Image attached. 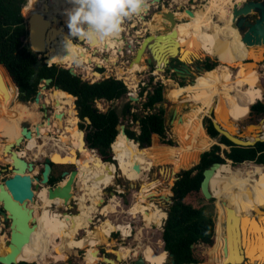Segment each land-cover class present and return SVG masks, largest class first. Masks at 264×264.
Listing matches in <instances>:
<instances>
[{
	"label": "trees",
	"instance_id": "1",
	"mask_svg": "<svg viewBox=\"0 0 264 264\" xmlns=\"http://www.w3.org/2000/svg\"><path fill=\"white\" fill-rule=\"evenodd\" d=\"M37 1L38 0H0V64L4 66L7 74L4 73L1 68L0 72L2 74V79L6 84V90L10 95L15 93L19 99L22 98L24 101L32 100L39 89L41 80L51 78L50 83L46 87H55L66 90L76 96L75 100L72 96L70 97L76 104V109L80 118L78 127L85 133V145L81 138L80 148L81 150L84 149L82 152L91 151V157L95 162H114L110 154V149L113 147L112 143H114L119 136H128L130 139L138 141V145L144 150V154L148 161L153 164L175 163L176 170L178 171L181 169L177 173V179L171 187L173 194L171 195V202L166 211L167 216L164 219L162 226L161 238L163 240V249L154 247V251L160 252L158 260L163 257V250H166L168 253L173 254L175 260L174 264H185L189 262H219L215 264H227L226 262H229V264H241L243 261H241L240 253L237 251V248L231 253V257L234 256L237 261H229V259H227L226 262H221L222 247L225 242V230L222 215L225 217L224 205L231 208L229 203L224 198L216 200L217 219L215 222V218L206 211L205 205H195L188 202L186 198L192 193L199 192L202 195L200 183L203 178V169L208 167L212 162L226 163V159H228L231 160L233 165L244 161L264 164V141H258L250 146L235 145L225 136L218 135V132L212 125L211 119L207 118L206 120L208 121V124L205 126L207 134L210 137L218 136V142L210 146L212 143L206 134L203 131L198 132L201 126L200 124L194 131L195 125L198 122V116L192 114L191 110L198 109L202 113L209 114L215 99L216 103L219 100V95L215 93L214 86L209 87L211 91L202 89L193 91L192 89H188L192 93L179 96L176 93V89L178 88L176 85L167 90V99L170 102L177 104L188 103L190 109L188 113L178 116L173 123L175 125L173 135L177 139V144L175 145L170 139L166 140L164 137L163 122L164 107L161 104L164 98V85L160 81H156L153 84V91L148 92L146 101L142 104L143 110L149 108L152 111L138 114L131 111L132 104L129 100L124 103L122 107V115H130L133 122L138 121L139 132H136L130 126H126L123 132L119 129L120 116L115 107L109 106L106 110H100L95 104L96 100L102 99L106 102H111L125 95L127 87L121 79H117L110 75L93 82L83 80L79 74L72 75L68 68L55 64L57 63V60L52 50L40 53L32 51L29 47L26 39L28 37L26 17L30 15L32 8L37 6ZM235 2L241 3L238 0ZM36 12H39L38 7H36L33 13ZM35 18L41 17H33V25L35 24ZM45 24L46 22L43 21L41 25L43 26ZM165 28L166 32L164 33L169 34V40L177 41L178 38H180V27L173 22L167 23ZM193 32L201 33L203 36H209L206 40V44L210 47L211 52H219V49L216 48L217 42L213 38V30L206 28L201 29L200 25H196L193 28ZM34 37L39 44L40 39L37 34L36 36L34 35ZM159 42V45L164 42V46L161 47L162 51L158 52L160 53L158 65L164 66L169 54L167 55L163 50L168 46L165 40H163V42L160 40ZM241 43L240 35L235 43L237 51L240 49ZM39 47L41 50L46 49V45ZM244 48L245 45H243L242 54ZM32 49H34L33 46ZM251 50L252 53L249 48H246L247 52L243 58L249 55L253 58L254 54L257 55L261 52L258 48ZM195 51L196 50L194 49L191 50V52ZM224 53L229 52L228 50H224ZM39 54L40 57H38ZM43 54L45 55L46 62L43 61ZM144 56L145 54L143 53L140 60ZM255 59L258 60L259 56L255 57ZM38 60L40 61V65L38 69L35 70L34 64ZM172 60L177 64L181 62L178 58H173ZM198 63H201V67L204 70L212 71L218 62L217 60L205 58L203 61H198ZM177 64L173 66H177ZM136 65L137 66L134 65L131 67V72L133 74L134 70L141 69L142 67L145 68L139 63V61ZM95 69L99 72L103 71V68L101 67H96ZM172 74H175V72H172ZM91 76L96 77L100 76V74L91 72ZM152 80L153 78L151 76L149 81L150 84L152 83ZM182 84L183 83H181V85ZM243 91H232L228 87L223 88L224 93L229 92L236 96L241 95ZM0 92L3 94L1 89ZM214 95L217 96L214 97ZM223 96L225 98L226 94H223ZM4 99L7 103L11 100L7 93ZM2 107L0 108V115L5 113L8 109L4 103ZM177 111L178 110H176V113ZM250 111L257 113L264 112V103L257 100L250 105ZM13 114L17 122L24 118H28L22 109L14 110ZM85 117H88L90 123L86 122ZM48 132H50V129L45 130V134H48ZM76 140L77 139H73L74 144ZM181 144L183 146L181 150L186 151L179 153L177 152V149L181 147ZM220 144H225L228 146V149H221ZM209 146L210 148L208 150H204ZM93 149L99 152L102 158ZM201 150L204 151L201 152ZM220 151H223L224 157L221 156ZM80 163L81 161L77 162V168ZM227 166L228 163L222 167L221 172H223ZM58 179L59 178L51 174L49 183L53 184ZM70 195H72L71 191H69V196ZM222 201L225 203H222ZM147 202L155 205L150 200H147ZM29 206L34 209L35 216L34 203L29 202ZM234 211L237 212L236 210ZM245 223L248 225L247 221H245ZM87 228L88 230H91L93 227H91L90 224H87ZM95 229L105 232L109 227L107 225H102L95 226ZM92 232L90 235H87L86 233L85 238L82 237V239L78 241L80 244L79 246L84 248L88 247L89 244L93 246L101 244H105V246L110 245L111 242L108 239V235L106 236L100 233L98 238L105 237L102 238L103 240L97 241L96 239L93 240ZM233 241L234 240L231 239L230 245H232ZM76 242L77 240L74 243ZM252 242H255V236L253 237ZM198 244L209 246V251L206 253L197 251L196 246ZM260 247V245L256 246L254 251ZM38 250L39 247L36 248L30 244L27 247V251L23 253L31 262L22 263L36 264L32 261L35 257L31 254L36 253Z\"/></svg>",
	"mask_w": 264,
	"mask_h": 264
},
{
	"label": "rangeland",
	"instance_id": "2",
	"mask_svg": "<svg viewBox=\"0 0 264 264\" xmlns=\"http://www.w3.org/2000/svg\"><path fill=\"white\" fill-rule=\"evenodd\" d=\"M42 1H44L46 3L48 0H42ZM235 1L236 0H234V2H232L228 6V8H226L224 10L223 17L220 18V20H217L218 22L216 25L214 23H212V24L209 23L207 26H202L199 24L201 26V29L206 28V29L213 30V38L216 42H218V40L222 39V43L224 45L223 50H222L223 55L221 53L211 52L210 47L205 43V41L208 38L205 39V36H203L201 33H194L193 32L190 35V37L188 35H184V34H188L187 29H186V24L190 23L191 19L193 20L192 17L195 15L196 10L197 9L205 10L206 7H204V5L210 6L212 3H214V0H177V1L176 0H159V1L158 0H148V6H147V10L145 12H143L139 15H133L131 18H126L124 20V22H123L124 28L122 30V34L120 33L117 37L108 38L105 41L103 40L100 42H102V43L108 42L112 46H115L116 48L120 49L121 42H122V41L120 42L121 36L122 35H128L129 37H132L133 42L135 43V46L137 48L139 46V44L141 43L142 39L146 35H148L149 33H157V28H159V26H156V23L159 24V22L161 21V27H163V26L166 27L167 23L173 22L175 25L180 27V30H181L180 38H178V40H177V44H178L179 48L180 47L187 48L191 44H194L196 47L198 45V48L194 49V50H196L195 52H191V51L189 52L190 56H188V58L189 57H191V58L201 57L202 60H204L205 58H209L210 60H217L218 63L216 64V67L212 71L204 70L202 72V71H199L198 69H196V67H195V66H200L201 63H198V61H200V59H195L190 64V68L192 67L193 72L197 73L198 76L196 77L195 74L193 73L190 75V77H187V79H182L176 73L172 74L171 70L170 69L168 70V68H166V67H165V70L162 71L163 66L158 65V63H156L155 67H153V65H154L153 63H150L149 67H146L145 64H142L146 68V71L143 73V74H145L146 78H148L149 76H152V78L154 77L153 80H156V81L160 80L163 83V85H164V97L166 99H167V90L169 88L173 87L174 85L178 86V88L176 89L177 95L186 94L188 92L187 89H192L193 91H198V90L213 87V86L215 88L216 84H215V78L213 76V72L216 70L217 66L221 63L228 65V67L231 70V73H233V75H235V71L242 64H246L247 67H248V65H252L254 67V69H258L259 71H261V73L262 72L264 73V68H263L264 53L261 57H259L258 60L253 59L250 55L245 57V59H244L239 54L240 49L238 51L235 50L236 49L235 43L240 36L239 31L235 27L232 26L233 21H232L231 8H232L233 4L236 3ZM238 1H241V0H238ZM236 4H241V3H236ZM36 7L37 6L32 8L30 15L33 13V11L36 9ZM69 7H70V5L67 3L65 4L64 0L60 1L59 7H58L59 13L61 14L59 16L60 19H63L62 14H65V9H67ZM160 8L164 9L165 12H167V9H172V10H174V14L170 15V17H167L169 15V14H167V16H163V18H162L160 14H158V13L155 14L156 10H158ZM184 10H191V12L188 13ZM30 15H28L26 18H28ZM214 19L216 20L217 17L214 16ZM148 21H149V24L146 23ZM151 21L153 22L154 25L151 24L152 23ZM59 22H61L62 24L65 23L63 20H60ZM230 28L232 29V31H230ZM32 31H33V36L36 35V31L34 30V25H33ZM34 38L35 37L32 38V45L34 47V50H37V51L41 50L39 46H44L45 43L43 41H40V43L38 44V41H36ZM116 39L118 41H116ZM71 40H72L71 43L74 44V46L72 44H70L69 48L59 49L58 47L57 48L53 47V49L52 48H46V49H43L39 52L43 53L45 51L52 50L53 53L55 52L56 55L58 56V58L61 60L60 62L57 61V65H60V66H68L69 63L71 62V59H73V58L76 59L75 54L80 49H82V51L78 53L79 56L88 58L89 55H87L86 52L90 53L91 50L85 48L86 43L84 41L79 40V38H77V37L76 38L73 37ZM138 42H140V43H138ZM225 44H227V45H225ZM151 47H152V45H151ZM232 47H234L235 49L231 50L230 48H232ZM224 50L225 51L228 50L229 53H224ZM172 55H176V54L172 53ZM234 55H235V57L232 58V56H234ZM97 56H98V54H97ZM147 56H149V54H147ZM38 57H40V54L38 55ZM236 57H237V59H236ZM173 58L177 59V57H171L170 58L169 63L172 66L176 65V62L172 60ZM185 58H186V60H188L187 56ZM114 60H116V56H115ZM114 60L108 61L107 64H114L116 62ZM246 61H249L250 63H248ZM137 63H138V61H133L132 63L129 62L128 67H129V65L130 66H134V65L137 66L136 65ZM84 64L78 63L77 61H75L74 63H71L72 66L76 67L77 71L81 70L80 73L83 72V74L85 76L89 77V74H90L89 78H91V77L97 78V77L91 76V72H92V71H90L91 69L84 71V68H83ZM152 67H153V69L151 70ZM125 74H127V77H129L128 75H130V76L133 75V73L129 69H127L125 71ZM146 74H149V75L146 76ZM98 79H101V77H99ZM98 79H96V80H98ZM194 79H195V81L191 82ZM86 80H88V78ZM181 83H183V84L181 85ZM44 84H45V82L42 79L40 84H39V89H38L39 94H38V100L37 101L32 99V100L24 101V103L31 104V106L34 105L33 103H36L38 105L36 108V112L38 113V117H39L38 119L40 121H42L38 131L45 134V130L50 129V132H48V135L52 136L53 138H58L59 130H61V129L56 131V129L52 125H50L49 120L45 119V117H46V115L51 116V114L54 111L53 105H55L56 102L61 101V99H59V97H58V89H55L54 87H43ZM260 84H261L262 88L264 89V75H262L260 78ZM215 92H216V88H215ZM48 94H49V96H48ZM217 95H219V97L223 96V94L220 92L217 93ZM217 95H214V96L216 97ZM60 96L65 101L70 100L69 97L63 96L62 93L60 94ZM51 98H54L52 100V102L50 101ZM127 100H128V96H127V94H125L121 98H119L115 101H111V102L98 100V101H96V106L100 110H105L109 106L115 107V109L117 110V112L120 116V124H123L124 128L126 126H130L132 129L137 130V127H138L137 122H132L130 115H122V107ZM222 100H223V97L217 102V106L220 104V102ZM258 100L264 103V95H263L262 99H258ZM24 103H21V101H17V98L15 99L12 97L6 106L9 109H12L14 107V110H21ZM41 103L46 104V110H44L42 108ZM59 103L60 102H58V107H59ZM131 104H132V111H134L138 114L144 113L142 105H141L142 102H140V100L133 101ZM161 104L164 107L163 122H164V117H165V123H164V135L165 136L164 137L166 140L167 139L172 140L173 143L176 145L177 139L173 135L174 126H175L173 123H174L175 119L178 118V116H181L183 114L188 113L190 106L188 103L177 104V103H172L170 101L168 104L166 102H163ZM58 107H57V109H58ZM176 110H178L177 113H176ZM191 112H192V114H196L198 116V122L195 125L194 131H195V129H197V126L200 124L201 126H200L198 132L203 131L206 134V136L208 137V139L212 143V144H210V146L213 145L214 142H218L217 141L218 136L217 137H210L206 132L205 126L208 124V121L206 119L207 118L210 119V116H208L209 114L202 113L198 109H193V110H191ZM212 113H213V118L216 119L219 124L224 122L226 125L233 126V124L235 123L233 120H224V119L220 120L216 110H213ZM7 114L8 113H4L3 116H5ZM70 114H71V109L68 108L64 114L65 118L67 116H69ZM52 116H53L54 120L60 122V119L56 118L54 116V114H52ZM261 116H263V115L251 113L249 110L248 116L246 118H244L243 120L237 122L236 123L237 125L235 124L234 134H237L239 137L246 138L248 136L247 134H249L248 133V127L257 125L258 120L260 119ZM6 117H8V115ZM65 121H66V119H65ZM15 123H19V122H16V120H15ZM19 125L20 126H19V131H18L17 136H19L21 134L22 126H26L29 129H31L33 127L34 123L30 119L24 118L20 122ZM75 125H76V120L73 119V125H71V129L73 127H75ZM74 130H75V128H74ZM66 131L67 130L65 129L64 132H66ZM8 139H9V137L6 135L5 131L2 130V133H0V142H2V143L9 142ZM26 141H27L26 139L23 140L20 143V145H18V147H14L13 149L18 150V151H23L24 152V154H23L24 158L29 160V161H32L34 163V169L37 168L39 173H32V172L31 173L34 177H36L37 181H39L40 172L42 170V165L44 162V157L46 155H48L54 149L53 148L54 146L52 144L53 141H52V139L48 140L47 144H45L44 148L46 149V154H38L37 153L38 155L34 154L31 150L26 149V146H27ZM37 142L39 144H43L44 140L42 137L37 138ZM214 144H216V143H214ZM210 146L204 150H208L210 148ZM220 146H221V149H228V146H226L225 144H220ZM182 147L183 146L181 144V147H179L177 149V152L186 151V150H181ZM2 150H3V147L1 146V143H0V151H2ZM83 150L84 149L81 150L80 147L77 149L78 152H82ZM204 150H201V152H203ZM29 152H30V154H29ZM96 153L101 157L99 152L96 151ZM110 154H111V158L113 159V157H114V159H115V160L113 159L114 160L113 163L115 164V167L112 166V168H113L112 172H113V176L115 178L111 184L99 185L98 187L94 186V188H98L101 190L104 189L103 194H101L99 196L97 195V193H98L97 190L93 189V186H92L93 182L92 181L97 180V183L100 184L101 183L100 179L105 178L104 173H102V172H105V170L107 168V166H105V164L101 165L99 167V169H97L96 172H99L98 174L93 173L91 175H88L90 173L89 170L93 169V171H94V169H95L94 166H92V164H87L86 166L82 167V165H81L83 162L82 158L79 160V161H81V163H80L81 166L79 165L78 168L74 164H71V163H69V164H57L56 163L53 165L52 174L59 179L56 182H54L53 184H51V186H54V185L59 183L60 187L58 190H60L62 188V186H64V184H66V181L68 180V175L63 176L62 175L63 172H65V171L69 172L70 170L76 168V172L78 171V173H77V175L75 174L76 176L74 175L72 184L70 185V188L68 189V193H67V196L70 200L69 201L70 206L68 205L67 208L66 207L58 208L59 210L66 211L65 217L62 218L61 222H60V226L62 225L63 227L62 228L60 227L59 231H57L55 233V235L57 237L63 239V244L54 248L56 246L55 241H54L55 237L53 236L54 234H49L48 240L45 241L44 243H42L41 247L39 248V250L41 251V250H43V247L49 246L48 249H49L50 253L58 252V251H64L67 253L68 249H71V252L68 254L67 259L61 260V261L59 260V262H53V261H51L52 259L49 258L47 261L48 264H55V263H60V262H65V264H93V263H98V264H131L133 259H136L139 256L144 257L147 254V251L150 247H148V248L146 247L147 249H145V251L143 252L144 253L143 255L138 253V254H136V256L131 255L130 257L122 259L121 258V250H120L121 245H124V246L128 245L132 248H135L138 245L139 241H141L142 244H151L152 245L150 250L148 251L149 255H152L154 253V247H156V248L159 247V249H163V240L161 238L162 229H163L162 226H163V222L165 219V218L163 219V217L166 215V211L169 207L170 200H171V194L169 196H167L168 199H166L165 195H167L166 193H167L168 189H170V191H171V187L173 185L172 183H174V181H175L173 179L172 180L173 182H171V183L168 182V180L172 176V173H171L172 164H165V165H167L166 168H168V170H170L168 175L161 174L159 168L164 167V166L158 165L154 168H144L143 169L144 174H146L144 176V178H150V180H147L144 182H143V180H137L135 182H131L123 176V170L130 169V167H128V168L125 167L123 163H120L115 158V151H114L113 147L110 149ZM220 154H221V156L224 157L223 151H220ZM88 156L91 157V155H88ZM85 158H88V157L86 156ZM198 161H199V159H198ZM226 163L231 164L232 166L236 167V166H240L241 164L251 166V164H253L254 162L244 161L242 163L233 165L230 162V160L226 159ZM4 164H6V163L2 159H0V168L3 167ZM150 169H151V171H149ZM180 170L181 169H179L175 173L174 178L177 177V173ZM10 173H11V171H6L3 173V176L8 175ZM81 173H83L85 176L83 182H82V176L80 175ZM74 181H75V183H80L83 187L82 188L83 190L81 189L76 193L75 190L77 191V185L76 186L74 185V190H73L74 194L70 195L71 197L74 196V198H71L69 196V191L71 190V193H72L71 186L73 185ZM160 183H162V185H160ZM155 185H159L156 188L158 192L157 193L156 192L155 193L150 192L149 190H151L152 187H154ZM219 189L222 190V193L224 195L226 193V189H228V187L219 185ZM112 192H113V194H111ZM78 193L80 195H77ZM137 193L139 195L145 196L146 199L152 201L161 210L160 212L154 214V216L159 218V219H157L156 224H153L150 227H144L143 228V226L146 223L145 216L142 215L141 217L134 219L133 216H131L127 211L129 209V206H131L132 203H135V199L138 198V197H136ZM171 193H172V191H171ZM75 195H76V197H75ZM47 196H48V194H47ZM112 196L116 197V199L119 202V205L117 206V211L109 213L108 215L101 214L100 213L101 208L104 205L108 204L110 200H112ZM213 197L210 199H204L203 196L198 192V193L190 194L189 196H187L186 200L188 202L195 204V205H198V204L205 205L206 211L208 213H210L215 218V222H216V219H217L216 200H219V199L215 196H213ZM35 200L37 203V204L36 203L35 204L39 208L41 206L42 202L37 196H35ZM50 200L52 202L51 203L52 204L51 209H56L57 207H56V204H54L55 203L53 201L54 199H50ZM58 200L59 199L56 198V201H58ZM78 200H79L81 206L83 207V209H87L88 211L91 209L89 211L91 213V217L95 216V218L93 220V224H91V226L107 225L110 229V234L113 232V234L111 235V239H113V240H110V238L108 237V239L111 242L110 245L105 246V244H101L98 246H93V245L89 244L88 247L82 248L81 246H79V247L75 246L74 245L75 243L72 244V241L75 242L76 240L84 237L87 233V224H88L87 222L88 221H85L83 218V219H80L81 221H79L78 224H76L77 222H75V220H77V218L75 217V214L74 213L70 214L72 212L77 211ZM251 211H253V210H251ZM67 213H69L70 215H67ZM36 214H37V210H36ZM62 216H64V214ZM70 216H73V220H71L72 218ZM36 217H37V215H36ZM222 218L224 221V215H222ZM107 219H108L109 223H106ZM102 220H104V221H102ZM30 221H32L31 225L37 224V221L35 220V218L33 220H30ZM101 221H102V223H100ZM125 222H130L131 226L133 227V229H131L130 235L125 236L126 238L124 236H122L123 232L119 233L118 231H120V230H117V226L119 224H123ZM96 224H99V225H96ZM247 224H249V222H247ZM136 227H142V230L137 232ZM69 230H71V231H69ZM0 234L4 235V238H5L4 240H2L0 238V252H2L3 249L5 248V240H6V238H8V235H9L8 224L3 223L2 219H0ZM139 234H142V235H139ZM196 247H197V251H199V252H206L209 249V247L207 245H204V244L197 245ZM65 249H67V250H65ZM112 249H115V250L113 251ZM39 250L37 251V253L39 252ZM21 251L26 252L27 248H23ZM118 256H119V258H118ZM117 258L121 259V260H118ZM35 263L39 264L37 262H35ZM47 263H45V264H47ZM164 264H170V263L166 262Z\"/></svg>",
	"mask_w": 264,
	"mask_h": 264
},
{
	"label": "bare ground",
	"instance_id": "3",
	"mask_svg": "<svg viewBox=\"0 0 264 264\" xmlns=\"http://www.w3.org/2000/svg\"><path fill=\"white\" fill-rule=\"evenodd\" d=\"M64 1H65V4L67 3L70 5V7H72V5L69 3V0H64ZM241 1L243 2L244 0H241ZM232 2H234V0H214V3H212L210 6L204 5V7H206L205 10L197 9L195 12V15L192 17L193 20L191 21V23L186 24V29H187L188 34H184V35H188L190 37V35L192 34L190 29H193L196 25H199V24L202 26H207L209 23L210 24L214 23L216 25L218 22L217 20H220V18L223 17L224 10L226 8H228V6ZM37 7L39 9V12L41 14H43V17L35 18V20H34V23H35L34 24V30L36 31V34L39 37L40 41H43L45 43L46 48H52V49H53V47H56V48L58 47L59 49L68 48L66 46V41L68 38L72 39V37L69 36V29H68L67 23H66V21H67L66 15L62 14L63 19L59 18V16L61 14L59 13L57 0H48L46 3L42 0H38ZM214 16L217 17L216 20L214 19ZM42 20L46 22V24L43 26L41 25L43 22ZM60 20H63L65 23L62 24L61 22H59ZM230 31H232L231 28H230ZM239 34H240V32H239ZM123 38L124 37L122 35L120 38V42L122 41L121 47L124 44ZM34 39L36 40V38H34ZM79 40L84 41L86 43L85 48L91 50L90 53L85 51L87 53V55H89L90 58L79 56L78 53L82 51V49H80L75 54L76 59L75 58L71 59V62L69 63L68 66H72L71 63H74L75 61H77L78 63H81V64L86 63V65L84 64L85 66L83 67L84 71L89 69V67H90L89 65H91L90 63H94L96 65L100 64V62L107 64L109 59H112L113 55L116 56L115 53L117 52V50H119V48L112 46L108 42L102 43L100 41H97V43H95V42H89L87 39H79ZM116 41H118V40L116 39ZM159 41L160 40H158L157 43L152 44L154 50L157 51V53L159 52L161 47L164 46V44H163L164 42L161 45H159L160 44ZM70 44H72V43H70ZM72 45L74 46V44H72ZM225 45H227V44H225ZM103 47H106L107 53L104 55L105 60L101 61L100 57L97 56L95 54V52H98ZM223 47H224V45L222 43V39L218 40L216 48L219 49L218 53H221L222 55H223V52H222ZM234 47H232L230 49L234 50L235 49ZM242 47H243V42L240 45V50L242 49ZM197 48H198V45L196 47L194 44H191L187 48L180 47L179 48L180 53H181L180 57L182 56V53H184V50H185V54L182 56L181 59L185 60L186 56H187V59L191 58V57L188 58V56H190L189 52L191 50L197 49ZM259 48L262 51L259 52L257 55L254 54L253 59H255V57H257V56H259V57L262 56V54L264 52V46H260ZM246 52L247 51H246V46H245V48L243 50L242 57L246 54ZM235 55L232 58H234ZM54 56H55L57 61H59V62L61 61L55 52H54ZM172 56H174V55H172ZM158 62H159V60H158ZM248 63H250V62H248ZM107 65H109V64H107ZM248 66H249V68H251V70L247 67L246 64H242L235 71V75H233V73H231V70L229 69L228 65L221 63L217 66L216 70L213 72V76L215 78V84H216L215 85V88H216L215 93L217 94L220 92L222 94H226V96H225V98H224V96H222L223 100L220 102V104L218 106L216 104V101L213 102L211 112L213 110H216L220 120H222V119L233 120L235 122L233 124V126L226 125L224 122L221 124L218 123L220 125V127L228 130L232 134H234V131H235V124L248 116V113L250 110V108H249V92H248V89H244V91L242 92L241 95L236 96V95H233L229 92L224 93L223 88L229 87L230 90H232V91L242 90L243 85H244L243 79L245 77H250V78L255 77L256 78L258 76L261 77L262 75H264L260 71H258V69H254V67L252 65H248ZM131 67L132 66L129 65V67H127V68L129 70H131ZM252 69H254V71H252ZM128 76L130 77V79L133 80L134 74L131 76L130 75H128ZM86 77L89 78L90 74H89V77L88 76H86ZM96 77L99 78V76H96ZM258 84L260 86V90L264 91L261 84L259 82H258ZM202 90L211 91L210 88H204ZM187 91L188 92L186 94L192 93L188 89H187ZM60 92L62 93L63 96L69 97L70 100L65 101L64 99H62L60 96V94H61ZM6 93L10 99L13 97L15 99L17 98V101H21V99H19L15 93H12V95H10V93L8 91H6ZM183 95H185V94H182L179 96H183ZM1 96L4 97L3 94L0 92V108L2 107L3 103L5 106L7 105L6 100L4 99L6 96L4 98H2ZM48 96H49V94H48ZM70 96L71 95H69L68 93L58 89V97H59V99H61V101H58V102H60L59 107H58V102H56V104L53 105L54 111L52 114H55L56 112H62L63 116H62V118H59L60 122L54 120L52 114H51V116H49V119H48L50 122V125H52L56 129V131L61 129V130H59L58 138H53L52 136H49L48 134H44V133H41L38 131L42 121H40L38 119L39 118L38 113L36 112V108L38 105L36 103H33L34 106H36V108L34 106H31V104H28V103L23 104L22 110L26 113L28 118L31 121H33V123H34L33 127L30 129L32 131L31 135L29 138H27L28 140L26 139L27 140L26 141L27 142L26 149L31 150L34 154H37V153L38 154H46V149L44 148V146H45V144H47L48 140L52 139V141H53L52 144L54 146L53 147L54 149L46 156L50 157L57 164H69V163H71V164H74L76 166L77 162L82 158V160L84 162V163L82 162V164H81L82 167L86 166L89 163H93V166H94L95 170L97 171V169H99V167L101 165H103V162L102 161L95 162L92 157H89L88 155L92 154L91 151H84V152H78L77 151V149L81 145L80 139L82 138V132L80 131V128L77 126L78 123H77V117H76V110H75V106H74L75 102L70 98ZM53 99L54 98L50 99V101L52 102ZM73 99L75 100L74 97H73ZM21 102H23V101H21ZM57 107H58V109H57ZM68 108L71 109V114L65 118L64 114ZM6 112H8V114H7L8 117H6L7 115H5V116L0 115V133H2V130L5 131L6 135L9 137V139H8L9 142H13L16 138H18L22 135V134H20L19 136H17L18 131H19V126H20L19 124L23 119L20 120L19 123H15L16 119H15L14 114H13L14 113V107L12 109L8 108ZM238 115H240V117H238ZM65 119H66V121H65ZM73 119L76 120V125H75V127H73L71 129V125H73ZM215 121L217 122L216 119H215ZM74 128H75V130H74ZM65 129L67 130L66 132H64ZM248 133L249 134H247L248 135L247 137L250 139H253V136L256 134H259L261 137H264V120L260 124H258L257 127L256 126L248 127ZM41 137L44 140L43 144H39L37 142V138H41ZM73 139H77L75 144H74ZM0 143H1V146L3 147V150L0 151V159H2L5 163H11L12 160H11L10 152H6V154L4 153L5 144L8 142H6V143L0 142ZM112 145H113V149L115 151V158L120 163H123L125 167H127V168L130 167V169L123 170V176L131 182H135L137 180H143V182L150 180V178H144V176L146 175V174H144V171H143L144 168H154L158 165H162L164 167L159 168L161 174L168 175L170 172V170H168V168H166L167 165L155 164V163L153 164L152 162L148 161L146 159L145 154H144V150H142L134 140H131L127 136H119L117 138V140L114 143H112ZM15 151L17 152L18 156L24 157L23 151H18V150H15ZM29 154H30V152H29ZM86 156L88 158H85ZM104 164H105V166H107L105 172H102V173H104L105 178L100 179V181H101L100 184L97 183V180H96L95 182L97 185H95V184L92 185L93 189L97 190L98 196L103 194L104 189L101 190L98 188H94V186L98 187L99 185L111 184L115 178L113 176V172H112L113 171L112 166L115 167V164L113 162H105ZM134 164H137L139 166L138 171L133 168ZM224 165H226V163H222L220 166H217L213 175L211 176V178L209 180V188L211 190V193L215 197H217L218 199L224 198L229 203L231 208L233 209V214H236V215H243L244 214L245 216L247 214H254V217H255V215H258L261 219L264 220V193H263L264 192V164L253 163V164H251V166L241 164L240 166H236V167L230 165V166H228V169L224 170L221 174V170H222V167ZM149 171H151V169ZM176 172H177L176 164L174 163V164H172V167H171L172 176L168 180L169 183H171L172 180L174 179V175ZM32 173H39V171L37 168H35V169H33ZM32 173H31V175H32ZM77 173H78V171L76 172V175H77ZM98 173L99 172H96V174H98ZM80 175L82 176V182H83L85 176L83 173H81ZM33 182H38L36 177L33 178ZM76 185H77V191L75 190V192L77 193L83 187L80 183H75V186ZM219 185L228 187V189H226V193L224 195L222 193V190L219 189ZM72 190H74V187ZM247 190H249V191H247ZM167 193L171 194L170 189L167 190ZM47 194H48V186H45V185H40V187L34 191V195L37 196L42 202V204L40 206L41 209H43L45 211L42 213V215L39 218H36L34 216V209L29 206V201L26 202L25 207L28 209L27 210L25 209L24 217H23L24 220H22L23 231L17 235V239L19 237L21 239H20V241L15 242V244L13 243L9 247L5 244V248L3 249L2 252H0V255H3V253H4V255L5 254L6 255L12 254L14 261L22 260L25 262H31L30 259L21 250L23 248H27L30 244L36 248H38V247L40 248L42 243H44L45 241L48 240L49 234H54L53 236H55L54 241H55L56 246L54 248L63 244V239L57 237L55 235V233L57 231H59L61 219L65 217L66 211L59 210L58 208H64V207L67 208V204L69 205V198L67 195H66V197H64V196L59 197L57 195H55L54 197H51L50 199H55L58 197L59 200L58 201H56V199L54 200V202H55L54 204H56L57 208L52 209V211L51 210L49 211V208H51V206H52V204H51L52 202L48 198ZM75 197H76V195H75ZM246 197H248V198H246ZM147 200L148 199H146L145 196L139 195V201H135V203H132L131 206H129V209L127 210L128 213L131 216H133L134 219H137L140 217V214L142 212H146L145 214H146L147 218H149L150 215L147 212V210L151 209L154 206L151 204L145 203ZM32 202L36 203V200H34ZM17 205H19V204H17ZM118 205H119L118 200L116 199V197L112 196V200H110L108 204L104 205L101 208L100 213L108 215L109 213L115 212V211H117ZM21 207L22 206L20 205V208ZM157 208L160 210L159 207H157ZM234 210H236L237 212H235ZM251 210H253V211H251ZM89 211L87 209H83V207L81 206V204L78 200L77 211L72 212L70 214H73V213L75 214V217L77 218V220H75V222H77L76 224H78L79 221H81L80 219L84 218V220L88 221L87 223L90 224V226H91V224H93V220H94L95 216L91 217V213ZM63 214H64V216H62ZM70 214L67 213V215H70ZM37 215L38 216L40 215V213L38 211H37ZM70 217L73 220V216H70ZM165 217H166V215H165ZM34 218L37 221V224L31 225L32 221H30V220H33ZM44 219H46L45 225H44L46 230L47 231L50 230L53 233L45 232L44 235L41 237L40 236L41 227H42V222ZM248 220H249L248 225L250 226V229H253V231L251 230L252 233H255V235H252L251 237H249V241L247 243L248 244V253L253 254V255L261 254V256L259 258L256 257V258L250 259L243 264H264L262 262L264 260V255H262V253H264V221L263 222H259V221L255 222L254 220H250V219H248ZM102 221H104V220H102ZM102 221L100 223H102ZM106 223H109L108 219L106 220ZM99 224H96V225H99ZM146 224L148 225L151 223L148 221V222H146ZM91 227H93L91 230H88V228H87V230H88L87 235H90L91 232L93 231L92 232L93 240H95V239L97 241L103 240L102 238H104L105 236L98 238L100 233H102L106 236L108 235L110 240H113V239H111L110 229L106 230L105 232H102L100 230L95 229V226H91ZM131 229H133V227L131 226L130 222H125V223L119 224L117 226V230H120L121 233L123 232L124 237L130 235ZM141 229H142V227H136L137 232H139ZM24 230H25V232H24ZM69 231H71V230H69ZM85 236L83 238H85ZM254 236H255V242L253 243L252 239ZM0 238L2 240L5 239L4 235H2V234H0ZM17 239H15V240H17ZM81 239L82 238L78 239L75 244H74V241H72V244L79 246L80 244L78 241H80ZM89 242H91V241H89ZM255 245L256 246L260 245L261 247L259 249H257L256 251H254V248L256 247ZM13 247L15 250H13ZM48 248H49V246L43 247V250L39 251V253L36 252V253L31 254L32 256L35 257V259H33L32 261L33 262L35 261L39 264H45V263H47L48 259L51 258L52 259L51 261L59 262V260L61 261V260L67 259L68 254L71 252V249H68V250L65 249V250H67V253L64 251H58V252L50 253ZM145 249H146V244H142L141 241H139L138 245L133 249L128 245L127 246L121 245V248H120L121 258L125 259L127 257H130L131 255L136 256V254H138V253L143 254ZM112 250L114 251L115 249H112ZM208 251H209V249L206 252H208ZM163 253H164L163 257L159 260H157V257L160 254L159 251H154V253L152 255H150L149 258L151 259L152 262H154L153 264H164V263H166V261L168 259V254H167L166 250H163ZM118 258H119V256H118ZM143 259H144V257H143ZM118 260H121V259H118ZM145 262H147V261L145 260ZM60 263L65 264V262H60ZM208 263L215 264V263H219V262H201L200 264H208Z\"/></svg>",
	"mask_w": 264,
	"mask_h": 264
},
{
	"label": "water",
	"instance_id": "4",
	"mask_svg": "<svg viewBox=\"0 0 264 264\" xmlns=\"http://www.w3.org/2000/svg\"><path fill=\"white\" fill-rule=\"evenodd\" d=\"M184 11L188 13L191 12V10H184ZM157 13L160 14L162 18L163 16H167V14H169L167 17H170V15L174 14V10L167 9V12H165L164 9L160 8L156 10L155 14ZM231 14H232V21H233L232 26L235 27L240 32L241 41L243 42V44L246 46L247 49L248 48L250 49L251 53H252L251 49L255 50L256 48L260 46H264V0H244L243 2H241V4L234 3L231 8ZM35 16L43 17V14H41L40 12H36V13H32L28 18H26L27 30H28L27 42L32 51L39 52L37 50L32 49V46H33L32 38L34 37L33 31H32L33 30L32 18ZM156 26H159V28H157V33H149L142 39L140 45L135 50V54L130 63H132L133 61H139V63L144 62L146 67H149V64L153 63L155 67L156 63L160 59L159 58L160 53H157V51H155L153 46L151 47V45L157 43L158 40H161L162 42L163 40H165L167 42L168 47H166L163 50V52H165L167 55L169 54V57L166 63L164 64L162 71H164L166 67L170 69L172 72H175L182 79H187V77L191 75L190 64L195 59L202 60L201 57L189 58L188 60L181 59L182 56L185 54V50H184V53H182V56L180 57L181 53H180L179 47L177 46V41L169 40V34L164 33L166 32V28L165 26L161 27V21L159 22V24L156 23ZM159 51L161 52L162 49ZM143 53L145 54V56L140 60ZM172 53H175L176 55L172 56ZM147 54H149V56H147ZM43 57H44L43 61L46 62L44 54H43ZM171 57H177L181 61L180 66H172L169 63ZM246 62H249V61H246ZM39 65H40V61L38 60L34 64L35 70L38 69ZM95 66L100 67L99 64ZM62 67L68 68L69 72L72 75H77V70L74 66H62ZM0 68L2 69L4 73H6L3 65L0 64ZM198 70L202 72L204 71L202 67H198ZM92 72L95 74H100V72L97 71L96 69H94ZM107 73L108 72H104L103 78L108 77ZM194 74L196 77L198 76L197 73H194ZM80 77L83 80H86V76L80 75ZM43 80L45 82L43 87H46L50 83L51 78H46ZM194 81L195 79L192 80L191 82H194ZM90 82H93V81H90ZM0 89L3 92V96L5 97L7 90H6V84L4 83L2 79L1 72H0ZM55 89H59V88H55ZM62 91L68 93L69 95L73 96L76 99V96L73 95L72 93L66 90H62ZM38 94L39 92L37 91L34 97V100L36 101L38 100ZM134 99H135L134 97H129V100H134ZM21 101L24 102L22 98H21ZM163 102H166L168 104L169 100L164 97L161 103ZM41 106L44 110H46L45 103H41ZM74 106L76 110V117H77V123H78V121H80V118L78 116V111L76 109L75 103H74ZM54 116L56 118H62L63 113L56 112ZM208 116H210L212 125L215 128V130L218 132V135L225 136L228 140H230L235 145L250 146V145H254L258 141H264V137H261L259 134L254 135L253 139H250L248 137L242 138V137H239L237 134H232L228 130L223 129L222 127H220L218 122H216L215 119L213 118V113L211 112V109L209 111ZM45 118L49 119V116L46 115ZM85 120L87 123H90V120L88 119V117H85ZM263 120H264V115L260 117V119L258 120V124H260ZM164 123H165V117H164ZM258 124L255 126L257 127ZM119 129L124 132V125L120 124ZM80 131L82 132V142L85 145V140H84L85 133L81 129ZM31 132L32 131L28 127L22 126V130H21L22 135L16 138L14 142L6 143L4 147V153L6 154V152H10V156L12 160L11 163H6L3 165V167L0 168V192H1L0 193V219H2L3 223H8L9 235H8V238H6L5 240V244L8 247L11 246L13 243L15 244V242L17 241H20L21 239L20 237L17 239V235L23 231L22 220H24L23 217H24L25 209L26 210L28 209L25 207V205H26V202L35 200L34 191L38 189L40 185H45V186L48 185V197L49 198L54 197L55 195L59 197H63V196L66 197L68 193V189L70 188V185L72 184L73 177L76 174V168L70 170L69 172L67 171L63 172L62 175H68V180L66 181V184H64V186H62L60 190H58L60 187L59 183L54 186H51V184L49 183V178L52 173V164H56V162L53 161L50 157L45 156L44 162L42 165V170L40 172L39 181L33 182L34 176H31L30 173L34 169V163L32 161L25 159L24 157L18 156L17 152L13 150V148L18 147V145H20V143L23 140L29 138L31 135ZM135 142L138 144V141H135ZM214 143H217V142H214ZM221 164L222 163L220 162H212L208 167L203 169V178L200 183V190H201V193L204 199H210L214 196L211 193V190L209 188V180L212 174L214 173L216 167L220 166ZM133 168L137 171L139 170V166L137 164H134ZM6 171H11V173L3 176V173ZM176 179L177 177L174 178V180ZM74 185L75 184L73 183V186H71V189H73ZM111 194H113V192ZM172 194L173 193H171V195ZM222 203H225V202L222 201ZM20 205L22 206L21 208H20ZM224 206H225V217H224L223 224H224V230H225V239H224L225 242L222 247L221 262L224 263L226 262L227 259H229V261L236 260L234 256L231 257L232 251H234L236 248H237V251H239L240 253L241 261H243L241 264L245 263L246 261L250 259L256 258V257L259 258L261 254L253 255V254L248 253L247 243L249 241V237H251L252 235H255V233H252L253 229H250V226L246 225L245 221L247 219H250V220H254L255 222L256 221L263 222L264 220L261 219L258 215H255L254 217V214H251L250 216H245L244 214H243L244 216L233 214L232 208H229L226 205ZM231 239L234 240L232 245H230ZM13 250H15L14 247H13ZM167 254H168V259L166 262H169L170 264H174L175 260H174L173 254L168 253V252ZM262 255H264V253H262ZM22 262H25V261H22V260L14 261L12 254L4 255L3 253V255H0V264H24ZM200 263L201 262H189L185 264H200ZM226 263L229 264V262H226ZM55 264H64V263H55ZM134 264H148V263L145 262L142 256H139L138 258L134 260Z\"/></svg>",
	"mask_w": 264,
	"mask_h": 264
},
{
	"label": "clouds",
	"instance_id": "5",
	"mask_svg": "<svg viewBox=\"0 0 264 264\" xmlns=\"http://www.w3.org/2000/svg\"><path fill=\"white\" fill-rule=\"evenodd\" d=\"M65 9L70 37L89 42L117 37L126 18L147 10L148 0H69ZM71 39H67L69 48Z\"/></svg>",
	"mask_w": 264,
	"mask_h": 264
},
{
	"label": "built area",
	"instance_id": "6",
	"mask_svg": "<svg viewBox=\"0 0 264 264\" xmlns=\"http://www.w3.org/2000/svg\"><path fill=\"white\" fill-rule=\"evenodd\" d=\"M122 28H124L123 25H122ZM121 34H122V31H121ZM123 37H124L123 38L124 44L115 53L116 62L114 64H109V65H107L106 63L100 62L99 65L101 68H103V71L100 72L99 77L102 78L104 76V72H108L107 76L112 75V76L116 77L117 79H121L127 87L126 94L128 96V100H129V97L135 98L134 100H129L130 103H132L133 101L140 100V102H142V104H143L146 101V97H147L148 92L153 91V84L156 82V80H152V83L150 84L149 81H150L151 76H149L148 78L145 77V74H143V73L146 71V68H143V67L141 69L134 70L133 80L130 79V77H127V74H125V71L128 69L127 68L128 64H129V62H131V60L135 54V50L138 47L136 48L132 37H129L128 35H123ZM138 43H140V42H138ZM106 53H107L106 47H103L98 52H95V54L96 55L98 54V56L100 57L101 61L104 60L103 58H104V55ZM90 64H91V65H89L90 69H91V71H93L96 68V66H95L96 64H94V63H90ZM141 64H144V62ZM77 74L84 75L83 72L80 73L79 70L77 71ZM147 75H149V74H146V76ZM96 79H98V78H94V79L92 77L88 78L89 81H94ZM100 100H102V99H100ZM96 101H98V100H96ZM96 101H95V104H96ZM131 111H132V108H131ZM148 111H152V110H150L149 108H146L145 110H143L144 113H146ZM132 112H134V111H132ZM131 121H132V118H131ZM136 122H137L138 127H137V130H135V131L139 132L138 121H136ZM72 198H74V196H72ZM198 245H200V244H198Z\"/></svg>",
	"mask_w": 264,
	"mask_h": 264
},
{
	"label": "flooded vegetation",
	"instance_id": "7",
	"mask_svg": "<svg viewBox=\"0 0 264 264\" xmlns=\"http://www.w3.org/2000/svg\"><path fill=\"white\" fill-rule=\"evenodd\" d=\"M244 45V44H243ZM242 49H243V47H242ZM242 49L240 50V55L242 56ZM233 57V56H232ZM237 59V58H236ZM177 64V63H176ZM180 64H181V62L179 63V64H177V66H180ZM195 67H201V66H195ZM248 68H249V66H248ZM263 68H264V65H263ZM250 70H251V68H249ZM252 71H254V69H252ZM259 71V70H258ZM261 72V71H260ZM262 74H264L263 72H262ZM190 77V76H189ZM260 76H258V77H245L243 80H244V85H243V89L242 90H239V91H243L244 89H248V92H249V108H250V105L251 104H253V103H255L258 99H262L263 98V95H264V91H262V90H260V86H259V84H258V82L260 83ZM71 98V97H70ZM52 99V98H51ZM221 99V97H219V100ZM218 100V101H219ZM215 101H216V99H215ZM6 104H8L7 103V101H6ZM217 104V103H216ZM251 112V111H250ZM5 113H8V112H5ZM251 113H254V114H262V115H264V112H261V113H257V112H251ZM3 115V114H2ZM238 117H240V115H238ZM17 122V121H16ZM28 140V139H27ZM97 162V161H96ZM89 164H92V166H93V163H89ZM104 164V163H103ZM54 165V164H53ZM53 165H52V167H53ZM231 164H228V166H230ZM228 166L224 169V170H227L228 169ZM95 170V169H94ZM223 170V171H224ZM94 173H96V170L94 171ZM52 174V173H51ZM221 174H222V172H221ZM32 176V175H31ZM63 176H66V175H63ZM93 182V184H95V185H97L96 184V182L95 181H92ZM233 182V181H232ZM51 184V183H50ZM74 184H75V182H74ZM160 185H162V183H160ZM237 185V184H236ZM157 186H159V185H155L154 187H152V189L151 190H149L150 192H153V193H157L158 191H157ZM83 190V189H82ZM247 191H249V190H247ZM246 191V192H247ZM258 192V191H257ZM248 193V192H247ZM264 193V192H263ZM72 194H74L73 193V190H72ZM167 195H165V197H166V199H168V197L167 196H169L170 194H168V193H166ZM249 194V193H248ZM77 195H80L79 193L77 194ZM136 197H138L137 199H135V201H139V194L137 193V196ZM58 198V197H57ZM72 198V197H71ZM70 198V199H71ZM246 198H248V197H246ZM70 201V200H69ZM145 203H148V204H151V203H149V202H145ZM151 205H153V204H151ZM154 207H152L151 209H148L147 210V212L149 213V218H147V216H146V212H142L141 214H140V217H141V215H143V216H145V218H146V222H150L151 224H146L145 223V225L143 226V228L144 227H150V226H152L153 224H156V221H157V219H159V218H157V217H155L154 216V214H156V213H158V212H160L161 210H159L157 207L158 206H155V205H153ZM52 211V209L51 208H49V211ZM37 211L40 213V215H39V217L42 215V213L45 211V210H43V209H41V207H39L38 208V206H37ZM167 214V213H166ZM249 215H251V214H247L246 216H249ZM35 216H36V214H35ZM38 217V218H39ZM37 218V217H36ZM165 218V216L163 217V219ZM44 222L46 221V219H44L43 220ZM247 222H249L248 221V219L246 220ZM8 224V223H7ZM142 230V229H141ZM45 232H47V233H52V231H47L46 229H45V226H44V229H43V234L41 235V237L44 235V233ZM119 233H121L120 231H118ZM113 234V232L111 233V235ZM139 235H142V234H139ZM123 236V235H122ZM126 238V237H125ZM128 242V241H127ZM151 244H146V247L148 248V247H150L151 248ZM116 247V246H115ZM132 248V247H131ZM146 248V249H147ZM150 248L148 249V251L150 250ZM133 249V248H132ZM148 251H147V254L144 256V259L149 263V264H153L154 262H152L151 261V259L149 258V254H148ZM144 254V253H143ZM143 254H141V255H143ZM160 255V254H159ZM159 257V256H158ZM158 257H157V260H158ZM134 260L135 259H133V261L131 262V264H134ZM263 263H264V260L262 261Z\"/></svg>",
	"mask_w": 264,
	"mask_h": 264
},
{
	"label": "crops",
	"instance_id": "8",
	"mask_svg": "<svg viewBox=\"0 0 264 264\" xmlns=\"http://www.w3.org/2000/svg\"><path fill=\"white\" fill-rule=\"evenodd\" d=\"M60 1L61 0H57V2H58V7H59V3H60ZM65 2V1H64ZM191 21H192V19H191ZM191 21H190V23H191ZM152 22V21H151ZM147 24H149V21L148 22H146ZM152 25H154L153 24V22L151 23ZM189 24V23H188ZM191 30V32H193V29H190ZM195 32V31H194ZM208 37L205 35V39H207ZM95 43H97V41L95 42ZM205 43H206V41H205ZM258 49L260 50V51H262L259 47H258ZM115 59V56L113 55V57H112V59H109V61L110 60H114ZM104 60H105V58H104ZM114 61H116V60H114ZM200 61H203V60H200ZM200 66H201V64H200ZM196 69H198L197 67H196ZM89 70H90V68H89ZM91 71V70H90ZM131 71V70H130ZM194 72H193V69H192V67H191V74H193ZM215 97V96H214ZM21 103H24V102H21ZM32 106H34V105H32ZM35 108H36V106H34ZM95 171V170H94ZM94 171H93V169H91V170H89V174L88 175H91V174H93L94 173ZM73 186V185H72ZM93 190V189H92ZM56 199V198H55ZM54 199V200H55ZM53 200V201H54ZM29 202H31V201H29ZM66 202V201H65ZM33 203V202H32ZM34 205H35V214H36V210H37V206H36V204L34 203ZM67 207H68V204H67ZM37 215V214H36ZM37 217H39L38 215H37ZM71 219V218H70ZM72 220V219H71ZM44 225H45V222L43 221L42 222V227H41V234H40V236L43 234V230L42 229H44ZM61 228H62V226H60ZM46 229V228H45ZM53 233V232H52ZM55 237V236H54ZM93 264H97V263H93Z\"/></svg>",
	"mask_w": 264,
	"mask_h": 264
}]
</instances>
